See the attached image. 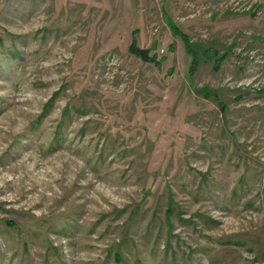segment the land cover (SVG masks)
Returning <instances> with one entry per match:
<instances>
[{
  "label": "rangeland",
  "instance_id": "obj_1",
  "mask_svg": "<svg viewBox=\"0 0 264 264\" xmlns=\"http://www.w3.org/2000/svg\"><path fill=\"white\" fill-rule=\"evenodd\" d=\"M259 1L0 0V264H264Z\"/></svg>",
  "mask_w": 264,
  "mask_h": 264
},
{
  "label": "trees",
  "instance_id": "obj_2",
  "mask_svg": "<svg viewBox=\"0 0 264 264\" xmlns=\"http://www.w3.org/2000/svg\"><path fill=\"white\" fill-rule=\"evenodd\" d=\"M263 2V0L259 1V3L257 5H261V3ZM177 30H179L178 27H176ZM180 31V30H179ZM185 39V38H184ZM187 41V39H185ZM187 44H188V41H187ZM192 49L190 50V52H192L193 54V57L194 59L197 58V52L195 50V48H193V45L192 44H189ZM188 45V48H190V46ZM130 50L134 53H136L137 55H139L143 60H145L146 62H152L155 59V57L153 55L150 54L149 50L146 49V48H141L138 44H137V41H136V38L134 37L133 40H132V43L130 45ZM158 63V61H157ZM224 109L226 108V106L223 107Z\"/></svg>",
  "mask_w": 264,
  "mask_h": 264
}]
</instances>
